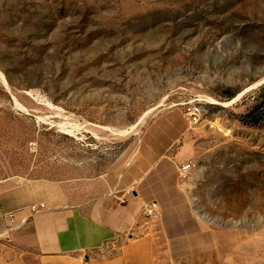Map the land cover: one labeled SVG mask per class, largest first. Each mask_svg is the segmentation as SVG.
I'll return each mask as SVG.
<instances>
[{"label": "rangeland", "instance_id": "obj_1", "mask_svg": "<svg viewBox=\"0 0 264 264\" xmlns=\"http://www.w3.org/2000/svg\"><path fill=\"white\" fill-rule=\"evenodd\" d=\"M263 109L264 0H0L1 177L130 180L179 126L193 216L264 264Z\"/></svg>", "mask_w": 264, "mask_h": 264}, {"label": "crops", "instance_id": "obj_2", "mask_svg": "<svg viewBox=\"0 0 264 264\" xmlns=\"http://www.w3.org/2000/svg\"><path fill=\"white\" fill-rule=\"evenodd\" d=\"M184 132L169 130L179 135L165 148L155 144V168L130 180L124 171L0 176V264H223L219 240L193 216L168 155ZM151 203L159 206L154 219L145 216Z\"/></svg>", "mask_w": 264, "mask_h": 264}, {"label": "built area", "instance_id": "obj_3", "mask_svg": "<svg viewBox=\"0 0 264 264\" xmlns=\"http://www.w3.org/2000/svg\"><path fill=\"white\" fill-rule=\"evenodd\" d=\"M202 109L200 107L194 106L186 114V117L188 119L189 124L195 125L198 124L202 117ZM191 169L190 164H182L179 166V174L181 176L186 175ZM34 211H36V208H33ZM159 206L157 203H151L146 206L145 208V216L148 219H154L158 214ZM10 219H12V215L8 216Z\"/></svg>", "mask_w": 264, "mask_h": 264}, {"label": "trees", "instance_id": "obj_4", "mask_svg": "<svg viewBox=\"0 0 264 264\" xmlns=\"http://www.w3.org/2000/svg\"><path fill=\"white\" fill-rule=\"evenodd\" d=\"M261 114L264 115V109H263V111H262ZM250 118H251V121H252V122H255L257 119H259V115H255V116L252 115ZM244 120H245V121L248 120V117H244ZM252 122H251V123H252Z\"/></svg>", "mask_w": 264, "mask_h": 264}]
</instances>
